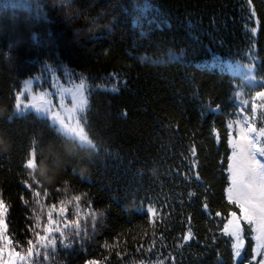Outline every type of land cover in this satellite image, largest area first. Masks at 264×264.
<instances>
[{"label": "trees", "instance_id": "16d2710c", "mask_svg": "<svg viewBox=\"0 0 264 264\" xmlns=\"http://www.w3.org/2000/svg\"><path fill=\"white\" fill-rule=\"evenodd\" d=\"M78 3L89 15L103 10L94 38L76 37L48 0L0 2V136L9 143L0 199L13 248L26 252L55 205L79 220L81 237L37 264H256L250 239L234 261L223 227L238 211L225 195L227 125L242 97L264 91V0ZM235 62L253 65L252 82L229 70ZM48 68L86 80L81 122L94 149L33 112L13 113L22 80ZM30 158L60 167L55 182L33 181Z\"/></svg>", "mask_w": 264, "mask_h": 264}, {"label": "snow or ice", "instance_id": "6c2138e0", "mask_svg": "<svg viewBox=\"0 0 264 264\" xmlns=\"http://www.w3.org/2000/svg\"><path fill=\"white\" fill-rule=\"evenodd\" d=\"M248 2L251 5V0H248ZM252 15L255 16L254 11ZM251 31L255 34L256 28H252ZM86 91V87L81 83L74 93L76 104L73 111L76 114L83 112L88 105ZM256 96L264 100V91L257 92ZM19 99L17 97L18 109L22 107ZM23 107H34L38 112L50 114L51 118L59 125V130L66 136L74 141H79L82 147L87 146L90 149L96 147L74 116L65 119L43 105L28 104L23 105ZM260 107L264 108V104ZM256 108L257 105L253 104V113L256 112ZM229 127H232V125H229ZM230 145L232 155L228 158L227 167L230 181V186L227 189L228 201L239 208L240 216L237 217L235 212H231L230 218L224 224L223 232L233 238L232 247L235 257H241V250L244 248L243 228L241 227V220H243L252 227V231L255 233L253 237L256 241L254 253L264 257V127L257 129L251 123H247L246 120L240 121L235 137L230 140ZM25 167L33 169L36 167V163L33 159H29ZM25 186L32 187L27 182ZM33 195L39 197L40 193L34 191ZM44 195L46 196L47 192ZM74 200L79 201L80 197L76 196ZM25 203H28V201H25ZM37 203H39L38 200ZM66 211L65 207H60L57 210L56 206L53 205L47 212V221L43 226L42 234L40 231L35 232L34 240H28L26 252L21 254L13 250L12 241L6 235L4 217L7 208L4 201L0 199V261H3V264H37L35 258L43 255L46 260L50 259L55 253L57 244L64 247L70 246L73 239L81 237V227L78 219H68L66 217ZM147 211L152 213L153 208L149 207ZM54 212H56L55 217L53 216ZM76 215L79 216V213L77 212ZM91 217L95 221L96 214L92 213ZM191 238V232L183 236L184 241ZM6 248L8 249L7 256H5ZM256 255H253V261L256 260ZM88 264H96V261H88ZM249 264H252V262L250 261ZM256 264H264V258L257 261Z\"/></svg>", "mask_w": 264, "mask_h": 264}, {"label": "rangeland", "instance_id": "374dc122", "mask_svg": "<svg viewBox=\"0 0 264 264\" xmlns=\"http://www.w3.org/2000/svg\"><path fill=\"white\" fill-rule=\"evenodd\" d=\"M28 1L29 0H0V2H7V3L10 2V3H18V4L20 3L26 4ZM229 70L233 74H242L243 78L246 79L248 82H252L254 79L252 64L235 62V64L231 66ZM81 83H83L84 86L86 87L87 89L86 95H88L89 86L86 80L82 77L77 78V79L74 78L72 76L71 71L66 70L64 71V75H60L53 69L48 68L47 72L44 75H41V74L30 75L22 80L19 89L15 92L13 113L16 115H22L27 112H33L37 116L46 118L50 125L54 126L55 129H57L60 133L65 135L63 132L59 130V125L51 118L50 114L38 112L36 111L34 107L25 108L23 107V105H28V104L43 105L45 108L50 109L52 112H56L60 114L65 119H69L70 117L74 116L75 120H78L80 123V126L83 127L82 122H81V116L84 111L79 114H76L73 111L74 106L76 104L74 93L76 89L81 85ZM17 97L20 98L19 103L22 105V107L19 109L17 108V104H18ZM240 97H242L241 93H240ZM253 104L257 105L255 113L252 112ZM262 104H264V100H261L259 97H257L256 93L252 95V97L247 98L244 96L240 100V108L236 112L233 119H231L227 125V130H228L227 142H228V147H229L228 158L232 155V148L230 145V140H232L235 137L237 126L239 125L240 121L246 120L247 123H251L257 129L264 127V108L260 107V105ZM258 121L262 122L261 127L254 125V122L257 123ZM229 125H232V127H229ZM76 142L80 144L79 141H76ZM227 167H228V164H227ZM227 175H228V184L225 189V195H226V198L228 199L227 189L230 186L228 171H227ZM235 213L237 217L240 216L239 208H238V211ZM86 226L87 224L84 226V231H85ZM241 227L243 228L242 236L244 239V248L241 250V257L237 258L235 257L234 250L232 247L233 259L235 262L243 258L245 254L248 239H250L251 241V247H250L249 254H248L249 260H252L253 255H256L253 251L256 245V241L255 239H253L255 233H253L252 227L246 224L243 220H241ZM84 234H83V237H84ZM229 237L231 238L232 244H233V238L231 236ZM13 250L18 252L17 250H15V248H13ZM7 252H8V249L6 248L5 256H7ZM262 258L264 257L260 255H256L255 261L257 262ZM0 264H3V261H0Z\"/></svg>", "mask_w": 264, "mask_h": 264}, {"label": "clouds", "instance_id": "9594fccd", "mask_svg": "<svg viewBox=\"0 0 264 264\" xmlns=\"http://www.w3.org/2000/svg\"><path fill=\"white\" fill-rule=\"evenodd\" d=\"M48 7L57 13L76 37L81 39L94 38L103 28L99 15L103 10H98L97 13L89 15L81 9L78 0H48ZM6 55L8 56L7 52ZM8 147L9 143L6 138L0 136V151L7 150ZM79 171L81 174L90 172L89 164L82 162ZM153 171L155 170L153 169ZM59 173L60 167L49 168L47 165L38 162L35 168L29 169L28 175L32 180L47 185L54 183Z\"/></svg>", "mask_w": 264, "mask_h": 264}]
</instances>
